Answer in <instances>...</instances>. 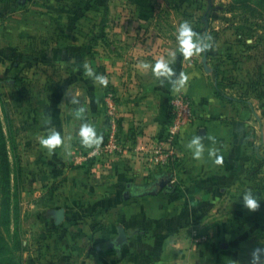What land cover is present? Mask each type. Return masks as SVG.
Instances as JSON below:
<instances>
[{"label":"crops","instance_id":"1","mask_svg":"<svg viewBox=\"0 0 264 264\" xmlns=\"http://www.w3.org/2000/svg\"><path fill=\"white\" fill-rule=\"evenodd\" d=\"M215 9L210 0H0V120L16 148L20 206L38 221L47 264H250L264 247V99L250 88L247 46ZM184 21L209 44L188 58L176 39ZM161 57L187 75L181 91L195 108L166 168L133 151L150 149L169 122L172 83L138 67ZM215 65L219 79L243 85L245 102L231 89L232 100L219 95ZM106 92L128 149L85 161L95 146L78 131L92 123L103 143ZM49 128L62 136L52 153L39 143ZM195 135L205 146L199 159L187 148ZM248 189L260 201L255 211L243 203ZM194 228L205 243L191 242Z\"/></svg>","mask_w":264,"mask_h":264},{"label":"trees","instance_id":"2","mask_svg":"<svg viewBox=\"0 0 264 264\" xmlns=\"http://www.w3.org/2000/svg\"><path fill=\"white\" fill-rule=\"evenodd\" d=\"M239 1V0H238ZM248 8L260 12V19L257 21H264V0H241ZM232 18V17H231ZM234 19V17H233ZM245 21V20H243ZM230 28L233 30L232 36H241L243 31L238 27H234L237 23L229 19ZM246 23V22H245ZM203 28L205 23L201 19L198 23ZM246 40V39H245ZM245 40L241 41L235 39L237 44H242L249 48ZM250 60L254 62L255 68L253 69V83L250 88L256 99H264V57L256 54L249 55ZM214 76L216 79V88L219 95L227 97L226 89L234 90L238 96L237 99L240 102H245L246 93L243 92V85L238 81H230L228 79H219L217 65L213 66ZM7 146H11V152H13V161L15 163L14 174L11 178L10 174V151ZM19 162L16 158V149L14 151V142L7 141V137L4 134L2 123L0 120V264H27L23 257L25 251L24 240L21 235V223L23 219L22 209L20 206L21 194L19 187Z\"/></svg>","mask_w":264,"mask_h":264},{"label":"clouds","instance_id":"3","mask_svg":"<svg viewBox=\"0 0 264 264\" xmlns=\"http://www.w3.org/2000/svg\"><path fill=\"white\" fill-rule=\"evenodd\" d=\"M178 43V51L183 54L184 57H192L193 55L200 54L205 49L209 47V44L205 40L194 32L192 26L187 21L182 22L178 29L176 35ZM171 57L174 59L176 52H170ZM138 67L142 70H149L154 73L155 76L168 79L176 92H180L186 84L188 79L187 75L181 72L179 75H176L171 62L169 59L161 57L156 60L155 64H150L148 62L141 61L138 64ZM87 75L94 76L95 81L103 86L108 84V78L104 75H99L93 72L91 68H87ZM76 103L74 99L71 101ZM81 112L84 111L83 108L80 109ZM78 136L81 139V143L86 147L98 146L102 141V136L97 133L96 127L92 123L84 122L80 125ZM40 145L47 149L49 153H52L56 148L60 147L62 144V136L60 131L55 128H49L46 135L39 137ZM187 148L192 152L193 156L197 159L203 156L205 151V146L202 143V139L199 135H195L187 144ZM214 150H209V155L213 154ZM220 162V158H217V163ZM242 199L244 206L251 210L255 211L260 206V201L257 196L251 189L243 192ZM250 264H264V247H256L251 252Z\"/></svg>","mask_w":264,"mask_h":264},{"label":"built area","instance_id":"4","mask_svg":"<svg viewBox=\"0 0 264 264\" xmlns=\"http://www.w3.org/2000/svg\"><path fill=\"white\" fill-rule=\"evenodd\" d=\"M105 115V134L101 145L95 146L85 156V161H94L98 158L109 157L122 153L124 148L119 133L117 117L119 106L112 93L106 92L103 98ZM169 122L166 126L164 137L160 140L150 141V149L145 144L133 148L134 152L144 155L148 160L156 163L160 168H166L177 156L183 131L192 124L195 108L190 97L183 91L174 93L169 101ZM205 233H199L197 228L191 230V242L195 245L207 241Z\"/></svg>","mask_w":264,"mask_h":264},{"label":"rangeland","instance_id":"5","mask_svg":"<svg viewBox=\"0 0 264 264\" xmlns=\"http://www.w3.org/2000/svg\"><path fill=\"white\" fill-rule=\"evenodd\" d=\"M213 2L216 9L214 12L215 16H227L228 19L234 20L237 24L234 27H238L239 30L243 31V35L241 36H232L231 39L235 41V39L245 40L246 44L249 45L248 53L249 54H256L259 56L264 57V21H257L260 19V12L257 10L255 11L253 7L252 9L248 8L247 5L241 0H210ZM232 17V18H231ZM234 17V19H233ZM245 20V21H243ZM228 24L230 23L229 20L226 21ZM246 22V23H245ZM233 32V30H232ZM8 124L4 120V125ZM7 126V125H6ZM7 133V134H5ZM10 132H4L7 137V141H13L12 136L9 134ZM10 154V174L11 178L14 174V167L15 163L13 161V152H11V146H7ZM15 144H14V151H15ZM21 183V179H19V184ZM23 219L21 223V235L22 239L24 240L25 251L23 252V257L25 258L27 264H47L46 258L41 259L39 256V249L36 246L37 241V231L36 229L39 227L38 221L34 220L35 215L32 211L28 210L25 211L23 214Z\"/></svg>","mask_w":264,"mask_h":264},{"label":"water","instance_id":"6","mask_svg":"<svg viewBox=\"0 0 264 264\" xmlns=\"http://www.w3.org/2000/svg\"><path fill=\"white\" fill-rule=\"evenodd\" d=\"M166 185H167V182L165 180L160 181L158 184L159 187H164Z\"/></svg>","mask_w":264,"mask_h":264}]
</instances>
